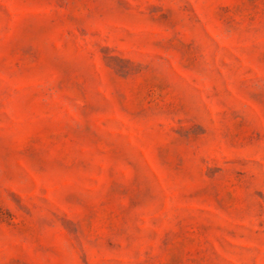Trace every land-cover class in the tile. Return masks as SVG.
<instances>
[{
  "label": "rangeland",
  "instance_id": "1",
  "mask_svg": "<svg viewBox=\"0 0 264 264\" xmlns=\"http://www.w3.org/2000/svg\"><path fill=\"white\" fill-rule=\"evenodd\" d=\"M0 264H264V0H0Z\"/></svg>",
  "mask_w": 264,
  "mask_h": 264
}]
</instances>
